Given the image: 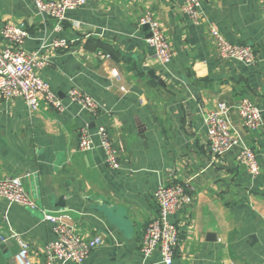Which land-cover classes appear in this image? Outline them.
Returning a JSON list of instances; mask_svg holds the SVG:
<instances>
[{
  "label": "crops",
  "instance_id": "obj_1",
  "mask_svg": "<svg viewBox=\"0 0 264 264\" xmlns=\"http://www.w3.org/2000/svg\"><path fill=\"white\" fill-rule=\"evenodd\" d=\"M183 3L87 0L57 31L33 0H0V48L6 24L24 28L25 49L50 63L38 75L67 105L62 114L44 102L31 112L22 99L0 106V178H21L38 207L0 199V264H16L20 245L12 231L29 244L32 263L45 264L56 236L44 211L61 216L82 239L102 240L84 264H163L159 251L144 261L140 245L158 213L154 192L174 183L184 192L171 218L180 237L173 264H264V126L249 131L237 112L230 114L256 154L260 173L253 178L235 150L211 154L202 117L219 102L242 98L264 117V0H207L198 24ZM146 14L172 46L166 70L146 43L148 29L139 27ZM211 27L251 46L256 61L222 60ZM56 39L69 48L49 47ZM74 88L98 102L97 114L68 104ZM83 127L109 131L120 171L107 168L101 149L79 151Z\"/></svg>",
  "mask_w": 264,
  "mask_h": 264
},
{
  "label": "built area",
  "instance_id": "obj_2",
  "mask_svg": "<svg viewBox=\"0 0 264 264\" xmlns=\"http://www.w3.org/2000/svg\"><path fill=\"white\" fill-rule=\"evenodd\" d=\"M206 1L183 0V11L198 24L202 5ZM33 2L37 13L53 19L56 22V30L61 31L66 21V13L85 6L87 0H33ZM139 27L149 28L146 43L154 50L160 68L168 69L173 51L160 23L151 14H146L139 20ZM210 32L222 60L241 64H253L256 61L251 46L228 41L216 27H211ZM1 37L7 44L0 48V106L3 102L22 99L31 112H35L44 102L54 111L64 113L67 105L52 91L49 83L38 75L40 70L50 65L49 61L44 59L39 51L29 52L25 49L29 33L22 27L6 24ZM69 45L67 41L56 39L49 47L68 49ZM68 104L76 105L82 111L93 115L98 113L100 107L93 97L76 88L68 92ZM232 111L237 112L244 127L249 131H257L264 126L262 111L250 99L242 98L234 105L219 102L202 113L208 129L207 141L210 152L213 156H224L235 150L237 162L255 178L260 173L256 154L243 136L233 128L230 119ZM78 149L84 153L101 149L109 170L116 172L122 169L118 150L105 127H100L96 131L87 127L81 128ZM183 192L184 188L179 183L160 185L154 192L153 198L158 213L149 222L142 237L140 252L144 261H148L156 251H159L163 264H173L180 237L178 227L171 218L179 209ZM0 199L9 205H20L32 211L38 209L19 177L0 178ZM43 219L52 223L56 236L45 249V264H84L91 253L102 244L98 237L82 239L56 213L44 211ZM11 236L20 245L15 263L33 264L29 244L13 231Z\"/></svg>",
  "mask_w": 264,
  "mask_h": 264
},
{
  "label": "water",
  "instance_id": "obj_3",
  "mask_svg": "<svg viewBox=\"0 0 264 264\" xmlns=\"http://www.w3.org/2000/svg\"><path fill=\"white\" fill-rule=\"evenodd\" d=\"M147 29H148V31H149V28L148 27H146Z\"/></svg>",
  "mask_w": 264,
  "mask_h": 264
}]
</instances>
